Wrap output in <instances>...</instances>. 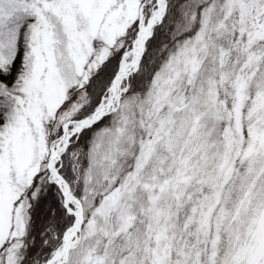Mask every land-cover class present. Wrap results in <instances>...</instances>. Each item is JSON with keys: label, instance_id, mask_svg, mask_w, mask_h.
<instances>
[{"label": "snow or ice", "instance_id": "snow-or-ice-1", "mask_svg": "<svg viewBox=\"0 0 264 264\" xmlns=\"http://www.w3.org/2000/svg\"><path fill=\"white\" fill-rule=\"evenodd\" d=\"M0 264H264V0H0Z\"/></svg>", "mask_w": 264, "mask_h": 264}]
</instances>
